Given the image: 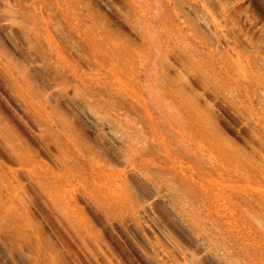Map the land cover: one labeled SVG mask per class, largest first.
<instances>
[{"label":"rangeland","instance_id":"obj_1","mask_svg":"<svg viewBox=\"0 0 264 264\" xmlns=\"http://www.w3.org/2000/svg\"><path fill=\"white\" fill-rule=\"evenodd\" d=\"M0 208L41 236L0 264H95L80 224L119 264H264V0H0Z\"/></svg>","mask_w":264,"mask_h":264},{"label":"bare ground","instance_id":"obj_2","mask_svg":"<svg viewBox=\"0 0 264 264\" xmlns=\"http://www.w3.org/2000/svg\"><path fill=\"white\" fill-rule=\"evenodd\" d=\"M17 211V208H0V241L3 242L4 245L7 243V245L13 249L17 247L19 251L22 252L23 249L27 247L30 248L33 244L37 246L40 245L39 242L41 241V236L35 233L36 230H34V226L32 225V223L28 224L27 222H25V220L23 219L24 214L17 213ZM28 217L30 216L28 215ZM94 230L95 228L93 226L84 224H80V226L75 227V231L77 233H82L83 231L86 232V237L82 238L81 241L87 248V251L89 252L91 258L94 260L95 264H119L115 259V248L107 243V241L102 237L101 233L99 235H95L93 233ZM211 231L216 233L217 235L220 234L216 227L212 226ZM29 232H31V234ZM203 233L207 234L205 233V231ZM2 236H4V238H1ZM226 237L223 234L221 235V238H218L217 236L216 239L213 237L209 240L208 235L206 238L199 236V238L202 240V243H209L211 241L214 242V244L222 243L219 244V247H222L224 250H227L229 246V239ZM177 249L181 252V257L185 261V263H200L199 258L195 256V252H193V254H187L188 252H190V250H187L186 247H177ZM182 249L184 250L182 251ZM18 256L28 261L23 262L22 264H58L54 255L49 257L51 263H47L46 259L39 260L37 258H34L33 260L30 257L25 258L21 255ZM169 256L172 257L174 255H172L169 251H166V253H163V256H161L160 261L164 262V258Z\"/></svg>","mask_w":264,"mask_h":264}]
</instances>
